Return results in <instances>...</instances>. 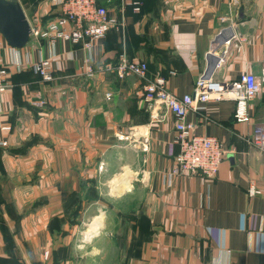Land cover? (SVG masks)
Returning <instances> with one entry per match:
<instances>
[{"label":"crops","instance_id":"1","mask_svg":"<svg viewBox=\"0 0 264 264\" xmlns=\"http://www.w3.org/2000/svg\"><path fill=\"white\" fill-rule=\"evenodd\" d=\"M16 1L28 23L42 16L25 9L49 10L48 0ZM107 12L116 24L94 43L92 65L107 68L123 55L147 65L145 78H119L113 69L89 78L86 53L69 42L55 45L52 81L30 66H7L10 86L0 96V264H264V154L250 142L253 126L264 121V90L248 103L247 122L236 121L232 100L197 102L187 114L196 135L216 138L226 152L212 179L173 174L174 117L143 100L144 84L155 77L177 97L192 95L218 58L219 81L259 75L264 0H110ZM0 46L6 61L10 46L1 34ZM48 51L33 39L18 48L23 64ZM72 169H79L76 178ZM118 172L129 191L114 196L103 187ZM90 188L97 191L93 200ZM71 215L101 217L82 232L94 231L91 239H72L81 227Z\"/></svg>","mask_w":264,"mask_h":264},{"label":"built area","instance_id":"2","mask_svg":"<svg viewBox=\"0 0 264 264\" xmlns=\"http://www.w3.org/2000/svg\"><path fill=\"white\" fill-rule=\"evenodd\" d=\"M109 2L110 0H48L47 19L42 21L38 17L34 19L33 24L29 22L30 39L46 42L49 47L48 54L46 57L40 56L36 62L23 64L18 49L9 47L8 59L4 61L0 57V96L10 86L7 80L9 65L16 69H20L23 65L30 66L44 82L52 81L54 79L52 60L57 58L54 51L57 42H69L82 48L86 53L83 64L84 73L89 78L105 69H113L119 78L127 75L145 78L147 65L128 60L123 55L119 56V61L115 65L107 68L92 65L91 52L94 43L103 39L116 24L115 20L108 16ZM137 4H134L135 10L139 9ZM225 20L223 17L220 18L221 22ZM233 38L225 41L227 47ZM217 43L218 41L213 42L207 52L208 56L215 52ZM220 59L218 58L213 69L198 77L192 95L177 97L170 93L162 77L147 80L143 86V100L150 105L162 107L174 117L176 131L174 141L178 147V153L175 157L173 174L184 172L212 179L225 158L226 152L219 140L214 137L196 135L193 131L194 124L187 121V114L198 109L197 102L232 100L235 103L236 121L247 122L248 103L264 90V65L259 75L243 73L235 80L222 82L216 79L215 72L220 65L218 64ZM109 96L110 93L105 94L106 98ZM34 104L40 107L43 103ZM2 129L8 131L9 127L4 126ZM250 142L254 148L264 154V121L253 126ZM4 145V142L0 143V146ZM250 192L256 193L252 189Z\"/></svg>","mask_w":264,"mask_h":264},{"label":"water","instance_id":"3","mask_svg":"<svg viewBox=\"0 0 264 264\" xmlns=\"http://www.w3.org/2000/svg\"><path fill=\"white\" fill-rule=\"evenodd\" d=\"M0 34L8 46L16 49L29 42L30 26L16 0H0ZM220 46L221 44L216 48Z\"/></svg>","mask_w":264,"mask_h":264},{"label":"rangeland","instance_id":"4","mask_svg":"<svg viewBox=\"0 0 264 264\" xmlns=\"http://www.w3.org/2000/svg\"><path fill=\"white\" fill-rule=\"evenodd\" d=\"M25 12H26V14L29 16V17H34V14L35 13H37L38 15H41L42 16V18H41V20L43 21L44 20V18L46 19V17H47V14H43V12L39 9V8H30V9H25ZM44 16H43V15ZM40 18V17H39ZM5 55H6V53H5V51L3 50V48L0 46V57L2 58V59H4L5 58ZM47 56V55H46ZM45 55H44V57H46ZM108 93V92H107ZM104 97H105V95H104ZM106 98V97H105ZM87 135V134H86ZM56 136L57 135H54V138L56 139ZM58 136H60L61 137V135H58ZM57 138H59V137H57ZM89 138V136H83V139L86 141L87 139ZM98 170H100V171H106L107 169L106 168H103V164H100V165H98ZM78 170L79 169H72L71 171H70V174H71V176L72 177H74V178H76V175H77V172H78ZM59 171H60V169H59ZM55 172H57L56 171V169H55ZM82 172H84V170L82 169ZM121 172H118V173H116V175H112L113 177L111 178V182L109 183V185H107V186H105V187H103V189H106L107 191H109V193H113L114 194V196H115V194L117 195V196H120L121 194H122V191H118L117 190V188H116V183H114L113 182V180L112 179H114V178H118L119 177V179H120V177L122 178V177H124V173H121ZM110 173H108V175H109ZM115 176V177H114ZM115 185V186H114ZM112 186V187H111ZM114 186V187H113ZM116 188V189H115ZM113 189H115L116 191H113ZM90 190H93V188H90V189H88V191H89V194H90V197L92 198V200H93V198H96V196H97V191L95 190L94 192H91ZM127 191H129V189H126L125 187H124V192H127ZM77 192V189H75L74 190V192L73 193H76ZM72 195L73 194H71V197H72ZM76 196V195H75ZM119 206V205H118ZM70 219H71V223H73V222H75V223H77L78 224V226H80L81 227V232H75L74 234V238H72V239H74V240H76V241H81V240H89V239H91V234H93V232L94 231H91V233L90 234H87L86 235V233H84V234H82V232H84L85 231V229H86V227L88 226V224H90L91 222H92V220L94 219L93 217H91V216H89V217H86V219H82V220H77V217H75V216H72L71 215V217H70ZM97 234V233H96Z\"/></svg>","mask_w":264,"mask_h":264},{"label":"bare ground","instance_id":"5","mask_svg":"<svg viewBox=\"0 0 264 264\" xmlns=\"http://www.w3.org/2000/svg\"><path fill=\"white\" fill-rule=\"evenodd\" d=\"M113 182L114 183H116V188H117V190L118 191H120V190H122L124 187H123V185L125 186L126 185V180H125V174H124V177H120V179H119V177L118 178H115V179H113ZM115 186V185H114ZM115 188V189H116ZM116 191V190H115ZM101 218V217H100ZM99 217H96V218H94L93 220H92V224H91V226L90 227H92V228H96L97 226H98V223H99V219H100Z\"/></svg>","mask_w":264,"mask_h":264}]
</instances>
